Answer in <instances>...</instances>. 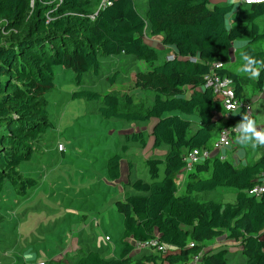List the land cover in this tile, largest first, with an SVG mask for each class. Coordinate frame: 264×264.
<instances>
[{
  "label": "trees",
  "instance_id": "obj_1",
  "mask_svg": "<svg viewBox=\"0 0 264 264\" xmlns=\"http://www.w3.org/2000/svg\"><path fill=\"white\" fill-rule=\"evenodd\" d=\"M214 1L143 0L142 16L132 0H107L102 7L93 6V0H0V195L8 184L14 198L24 201L37 188V180L19 169L53 127L45 97L55 88L56 68L74 73L80 85L83 75H98L100 55H125L152 65L158 56L147 40L156 37L174 56L132 78V89L154 95L144 112L136 109L139 100L134 95L114 90L71 95L96 104L104 120L152 122L155 151L144 161L150 181L129 182L132 194L114 202L123 217L119 256L90 251L73 264H188L201 252V264H228L226 248L206 250L209 240L222 235L241 247L244 264H264V197L247 194L264 173V152L254 163L241 166L218 156L205 159L188 173L180 193L176 185L185 155L211 149L220 129L235 126L244 114L231 116L219 127L221 98L204 88L210 66L221 63L219 75L232 79L236 97L249 102L242 78L231 65L233 43L249 32L244 51L264 60V3ZM257 43L262 47L252 49ZM109 82L114 85V80ZM256 84L264 86V68ZM194 114L198 127L190 133L192 123L181 115ZM145 134L141 129L123 134L122 152L130 151V143L144 147ZM162 147L167 150L156 153ZM122 161L120 155L107 160L113 182L121 178ZM220 187L236 189L235 201L198 197ZM155 237L165 246L163 253L135 254L132 243Z\"/></svg>",
  "mask_w": 264,
  "mask_h": 264
},
{
  "label": "rangeland",
  "instance_id": "obj_2",
  "mask_svg": "<svg viewBox=\"0 0 264 264\" xmlns=\"http://www.w3.org/2000/svg\"><path fill=\"white\" fill-rule=\"evenodd\" d=\"M101 3L102 0H93V6L98 7ZM136 3L140 5L137 6L139 13L145 16L146 5L143 0H137ZM147 41L157 51V62L152 65L125 55H100L98 75L92 72L83 75L80 85L76 84L71 71L55 69V88L45 97L48 119L53 127L42 135L31 160L23 163L19 169L25 177L37 180V188L24 201L14 198V191L8 184L0 195V264H73L79 256L89 251H97L102 257L119 256L122 249L120 215L110 212L111 219L114 217L99 228L101 233L94 224H90L87 217L92 218L91 215H96L103 206H107L102 202L111 188L105 186L100 177L106 172L103 167L111 156L127 157L122 165L123 181L131 182L137 178L150 181L143 158L138 155L129 159L128 155L135 151L128 155L122 152L125 144L123 134L137 130L136 126L140 124L134 123L132 126L104 120L97 115L96 104L84 99H72L71 95L81 90L101 94L114 90L134 95L139 100L136 109L146 111L154 95L132 89V78L137 72L162 63L167 55V49L160 42ZM109 80H114V85ZM255 107L256 117L262 118L264 105ZM181 117L191 121L190 133H193L198 127L196 115ZM146 136L148 138L150 135ZM152 142L153 138L151 146ZM59 145L65 148L64 153L57 150ZM258 156L260 152L255 160ZM249 158L252 161L253 157ZM234 164L242 165L239 160ZM90 176L91 180L88 181ZM183 188H180L179 193ZM125 193L131 194V188L126 189ZM198 197L217 202H234L236 190L220 187ZM13 222L17 228L13 227ZM81 223L84 224L80 226ZM74 225L77 227L72 231ZM106 237L109 241L105 240ZM216 242L225 245L224 248L228 250V264H244L245 258L239 245L228 244L225 235L209 240L207 244L210 246ZM25 253L34 254L33 259L25 260Z\"/></svg>",
  "mask_w": 264,
  "mask_h": 264
},
{
  "label": "crops",
  "instance_id": "obj_3",
  "mask_svg": "<svg viewBox=\"0 0 264 264\" xmlns=\"http://www.w3.org/2000/svg\"><path fill=\"white\" fill-rule=\"evenodd\" d=\"M225 2H226V0H215L213 2V5L214 4H223ZM134 3L136 4V6H140L136 2H134ZM144 5H146V4H144ZM145 13H146V10H145ZM261 21H263V20H261ZM148 40L149 41L160 42L161 39L159 37H156V38H148ZM250 40H251V35L249 34V32H247V33L243 34L240 38H238L233 43V47L231 49V57H232L231 58V65H232V68H233L234 72L237 73L242 78V81H243L244 87H245L244 90H245V93H246V98H248L250 100L249 102L253 105V110H254V108H256L255 106L260 107V106L264 105V86L262 87V89L258 88V86L256 84V78H252L249 74L240 71L241 67L244 64V61L241 58L240 52H241V50L244 51V49L248 47V42ZM260 46H261L260 43L254 44V45H252V49L258 50V49H260ZM163 48H165V47H163ZM169 53H171V51L167 49V53L166 54H169ZM137 92H140V91H137ZM255 113H256V111H254L252 118L256 121V124H257L258 128H264V116H262V118L259 119V118L256 117L257 113H256V115H255ZM239 114L240 113L234 114V116H237ZM185 119H187V118H185ZM225 121H226L225 118L222 117L219 121H217L218 122L217 124H219V127L220 126L222 127L224 125ZM152 124H153L152 122H149V124H140V125L136 126L137 129H141L142 131H145V133H146L145 134L146 144H145L144 147H141L138 143H130V144H128V147L130 148V151L127 154H125V155H128L132 151L133 152L135 151V153H133L132 155H128L129 159L130 158H136L139 155L145 161L147 156L148 157L151 156V155L154 156L155 151L151 150L152 149L151 148V139H152V134H151V129L152 128L151 127H152ZM131 125L133 126V124H131ZM147 134L150 135V136H148V138L146 136ZM217 137H218V135H217ZM217 137H216V139H217ZM166 150L167 149L165 147H162L158 151H156V153H162V152H164ZM209 150L211 151L210 158L214 157V156H218L219 157L218 153H216L213 150V146ZM64 152H65V148H64ZM64 152L62 151L61 153H64ZM250 152H253V153L250 154ZM258 152H260V156H258V158L256 160H258L261 157L262 153L264 152V145H258L255 148H252L251 146H249L247 148H244L241 145L236 143V137H234L233 146L230 149L225 150L224 151V155L226 156L225 160H229V161H231L233 163H235L237 160H239L242 163V165H245L247 163H254L256 161L255 158H256ZM249 156L253 157L252 161H250V158L248 160ZM126 158L127 157L124 156V158L122 159L123 160L122 162H124L126 160ZM225 160H222V161H225ZM93 166H96V165L94 164ZM103 168L106 170V172L103 174V176L100 177V179L105 182V186H108V188H111L109 193H107L105 195L104 201L102 202L105 205L107 204V206H103L101 211L99 213H97L96 215H91V213L89 212V215H91L92 218H88L87 217V213H86V216H85V217H87V220L90 221V224H94V227L96 228V230H98L99 233H101L99 228L103 227L104 224H106L108 221L113 219L114 216L111 219V217L109 216L110 215L109 213L110 212H116V210L114 208V202L117 201V200H123L124 195L127 194V193H125L126 189H129L128 183L130 182L128 180L127 181H123V170H122V168H121V178H120V180L114 181V182L111 181L109 179V177H108V172H107V160H106V164H105V166ZM94 176L96 178L98 177V176H96V173L94 174ZM137 179H139V178H137ZM87 180L90 181L91 180V176ZM133 181H131V182H133ZM176 185L179 188L178 191H180V188L181 189L183 188L182 185H178L177 181H176ZM123 186H126V188H123ZM234 190H236V189H234ZM236 194H237V190H236ZM95 216H97V217H95ZM120 217H121L120 220H121V226H122L123 217L121 215H120ZM83 224L84 223H81L80 226H82ZM16 226H17V224H15L13 222V227H16ZM36 226H37V224H36ZM41 226L42 225L39 226V229L41 228ZM75 227H77V226L76 225L72 226V231H73V229H75ZM87 228H88V225H87ZM122 232H123V227H122V230H121V237H122ZM226 241H228V240H226ZM218 243L219 242L213 243V244H211L212 246L211 245L209 246L207 244L206 250L207 249L215 250V249H217L219 247H223V248L225 247V245L218 244ZM229 243H232V242L228 241V244ZM107 258H109V257H107ZM193 259L190 262H188V264H193Z\"/></svg>",
  "mask_w": 264,
  "mask_h": 264
},
{
  "label": "built area",
  "instance_id": "obj_4",
  "mask_svg": "<svg viewBox=\"0 0 264 264\" xmlns=\"http://www.w3.org/2000/svg\"><path fill=\"white\" fill-rule=\"evenodd\" d=\"M107 0H103L100 7L106 4ZM136 2V0H132ZM243 5H253V4H260V3H247L246 0H241ZM93 19L94 16H91ZM174 59L172 53L166 55V60L171 61ZM223 65L221 63H213L210 68L209 72L204 76V88L210 89L216 96L221 98V105L224 110L223 118L228 120L231 116L238 113H247L251 117H253V105L250 102H246L242 99H238L235 95L234 91V83L233 80L226 77L219 75V71L222 69ZM234 105V109L230 110L229 106ZM234 126H226L220 129L218 137L213 145V150L218 153L219 158L221 160H225L226 156L224 155V151L230 149L234 143V137L237 136V132L233 128ZM225 144L230 145V148H226ZM59 152L64 151V147L59 145L58 149ZM211 151L208 149H199L193 150L192 152L187 153L184 157V161L186 163L185 168L179 172L178 178L176 179L178 185H183L188 173L193 170L195 164L202 162L205 159L210 158ZM247 194L250 196H254L256 198L264 197V173L260 175L258 179V183L253 186L251 189L247 191ZM106 241H109V238H105ZM134 246V252L142 253H163L165 251V246L161 244L159 238L155 237L145 242L139 243H132ZM201 255L198 254L193 259V264H201Z\"/></svg>",
  "mask_w": 264,
  "mask_h": 264
},
{
  "label": "clouds",
  "instance_id": "obj_5",
  "mask_svg": "<svg viewBox=\"0 0 264 264\" xmlns=\"http://www.w3.org/2000/svg\"><path fill=\"white\" fill-rule=\"evenodd\" d=\"M240 0H229L231 4H238ZM247 3H264V0H246ZM241 58L244 61L240 71L249 74L252 78H259L260 71L264 68V60H258L247 51L241 50ZM234 105L229 106L230 110L234 109ZM237 132L236 143L244 148L251 146L252 148L258 145H264V128H258L256 121L247 113L241 116V120L233 127ZM226 148L230 145L225 144ZM32 253H25V260L33 259Z\"/></svg>",
  "mask_w": 264,
  "mask_h": 264
}]
</instances>
